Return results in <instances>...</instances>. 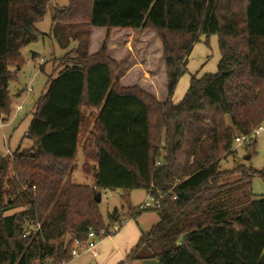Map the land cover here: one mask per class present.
Wrapping results in <instances>:
<instances>
[{"label": "trees", "instance_id": "obj_1", "mask_svg": "<svg viewBox=\"0 0 264 264\" xmlns=\"http://www.w3.org/2000/svg\"><path fill=\"white\" fill-rule=\"evenodd\" d=\"M54 1L0 0V117L12 114L9 88L24 64L21 52L44 36L37 26ZM69 3L55 10L51 33L63 49L77 42L67 54L75 57L53 70L35 106L32 148L0 155V264L72 262L73 240L121 223L117 210L104 223L95 199L103 191L124 193L126 219L160 217L121 264H264V198L252 193L264 171L220 170L236 153L235 139L264 126V0ZM77 27L154 32L163 47L167 102L123 87L106 44L89 56ZM211 36L221 54L217 74L193 76L173 104L194 46ZM80 148L92 185L73 181ZM176 178L181 183L170 194ZM151 186L154 195L168 193L162 208H134L130 193L148 194ZM27 222L40 224L42 234L24 238Z\"/></svg>", "mask_w": 264, "mask_h": 264}, {"label": "rangeland", "instance_id": "obj_2", "mask_svg": "<svg viewBox=\"0 0 264 264\" xmlns=\"http://www.w3.org/2000/svg\"><path fill=\"white\" fill-rule=\"evenodd\" d=\"M69 4V0H55L49 6L48 13L43 21L37 26L44 36L38 42L24 48L21 52L24 64L18 72V80L10 83L9 88L12 96V114L9 117H0L3 120H0V155L2 156L7 157L9 152L13 155L17 151H28L32 148V142L29 140L28 135L35 114V106L47 92L50 77L54 75L52 74L53 70L62 67L67 61L71 62L75 57L74 51H72V54H67L71 50L76 49L78 43L71 41L70 47L63 49L51 33L53 26L52 18L55 10L67 8ZM74 31L75 33L82 34L79 38V43L81 45L87 44L89 56L97 54L106 44L109 57L112 59H114L113 57H119L122 60L120 64L114 59L120 66L119 77L125 71L127 65H133L135 63L136 69H126L129 71V78L126 80H137L134 77L137 75L148 79L149 75L144 70H147V66L151 63L149 57H152V63H155V55L158 53V57L160 56L161 48L163 52L161 41L151 31H136L133 35L126 32L123 34L116 33L119 30L107 31L103 29L93 31L86 27H77ZM90 50H93L92 53L89 52ZM133 57L135 58L134 62L130 61ZM220 61L221 54L218 37L211 36L208 43H206V38L202 37L191 52L187 73L180 79L173 99L176 102L182 101L190 87L193 76L200 79L205 75L217 74ZM41 69H44V72ZM55 77L56 75H54ZM166 80V76H163V74H160L156 79L159 88L158 96L164 93V97L166 96L163 99L164 102L158 101L161 105L165 104L168 100ZM136 87L139 86L136 85ZM23 92L24 94H21ZM173 104L175 103L173 102ZM18 106H22L23 109L17 111ZM255 143V153H252L251 150L254 148ZM234 147L236 153L221 163V171L232 172L238 168L252 170L254 172L264 171L263 135H259L248 147L238 145L235 142ZM84 162L83 148H80L73 170V181L79 185H92V176L86 175L83 171ZM10 176H12V173H10ZM252 193L256 200L264 198V181L260 176H256L254 179ZM101 195L102 201L98 205V208L104 223L107 225L110 223V219L116 210L120 215L119 219L121 222H124L126 219L125 216L129 214V210L124 201V193L119 191H103ZM146 198V190H134L130 193L131 205L134 208L141 205ZM21 211L22 209H18L8 213V215ZM141 217V227L148 230L153 225H156L155 223H158L160 219L159 214L156 212L145 213ZM63 242L68 243L69 237L64 238ZM76 259L68 264H81V259Z\"/></svg>", "mask_w": 264, "mask_h": 264}, {"label": "crops", "instance_id": "obj_3", "mask_svg": "<svg viewBox=\"0 0 264 264\" xmlns=\"http://www.w3.org/2000/svg\"><path fill=\"white\" fill-rule=\"evenodd\" d=\"M93 31L96 30H103L98 28H92ZM116 31V30H115ZM131 33L130 35H133L136 31L131 30H119L116 31L118 34L123 33ZM93 50H90L89 52L92 53ZM118 63L121 64L122 60L120 58L113 57ZM154 62L152 63V57H149V61L151 62L147 67V70H144V72L149 75V78H145L143 76H134L137 80H126L129 78L128 74L129 71L126 69H134L135 63L133 65H127L125 67V71H123L119 77V81L123 87H132V86H139L141 89L149 93L150 95L154 96L158 101L164 102L163 99H165L164 95L158 96V85L156 83V79L160 76V74H163V76H166V69H165V60L163 57V52L161 48L160 56L158 57V53L154 57ZM130 61H135V58H131ZM146 67V68H147ZM136 69V68H135ZM52 74H55L54 71ZM147 79V80H146ZM142 80V81H141ZM159 81V80H158ZM167 85V80L166 83ZM167 93V92H166ZM168 94V93H167ZM20 97V95H19ZM174 98V97H173ZM173 102L175 104L179 103L176 102L173 99ZM1 120V119H0ZM5 120V119H4ZM3 121V120H1ZM3 123V122H2ZM148 195V194H147ZM120 218V215H119ZM126 218V216H125ZM142 218V217H141ZM141 218L138 219V221H134L131 219H125L124 222H121L120 225L118 223L111 225L110 228L114 226H119V230L111 235L110 237L104 239L98 248L99 256L97 258H93L90 255L82 256L81 258V264H121L126 261L129 254L135 249V247L139 244L142 236L144 234L149 233L152 228L155 226L153 225L150 230L144 229L141 227ZM157 224V223H155ZM112 231V229H111ZM71 240V239H70ZM69 240V241H70ZM76 259V260H77ZM126 264H156L154 261H136Z\"/></svg>", "mask_w": 264, "mask_h": 264}, {"label": "built area", "instance_id": "obj_4", "mask_svg": "<svg viewBox=\"0 0 264 264\" xmlns=\"http://www.w3.org/2000/svg\"><path fill=\"white\" fill-rule=\"evenodd\" d=\"M23 109L22 106H18L17 111H21ZM264 136V126L259 127L256 129L252 134L248 136L239 135L235 139V143L238 145H244L245 147L250 146L253 141L259 136ZM12 154L9 152L7 156H11ZM159 163H157V166ZM181 183L179 179H175V185L172 187L171 191L168 193H172V191ZM153 186H151V189L149 190V193L147 195V198L144 200V202L138 206L139 211H157L162 208L163 201L168 195V193H162L159 190H156V194H153ZM112 229V231H111ZM119 230V226H114L112 228H109L108 231L101 230L99 232H96L94 230H90L88 233V237L86 240H73L72 241V247H71V256L73 259L79 258L85 255H90L93 258H97L99 256V245L100 243L110 237L111 235L115 234ZM39 234H42V227L41 225H35L30 222L26 223L25 226V234L24 238L28 237H36ZM40 264V263H37Z\"/></svg>", "mask_w": 264, "mask_h": 264}, {"label": "water", "instance_id": "obj_5", "mask_svg": "<svg viewBox=\"0 0 264 264\" xmlns=\"http://www.w3.org/2000/svg\"><path fill=\"white\" fill-rule=\"evenodd\" d=\"M95 199H96V202H97L98 204H100L101 201H102V195H101V193H98V194L96 195Z\"/></svg>", "mask_w": 264, "mask_h": 264}]
</instances>
